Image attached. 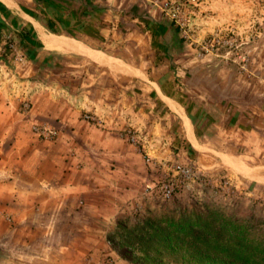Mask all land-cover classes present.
<instances>
[{"label":"rangeland","instance_id":"1","mask_svg":"<svg viewBox=\"0 0 264 264\" xmlns=\"http://www.w3.org/2000/svg\"><path fill=\"white\" fill-rule=\"evenodd\" d=\"M66 1L60 9L78 7L80 25L82 0ZM118 3L116 30L103 22L92 44L120 60L116 72L47 50L31 86L12 73L27 52L13 29L1 34V44L13 35L24 58L0 56V264H132L109 240L117 220L134 223L176 203L219 209L242 241L264 245V0ZM162 95L185 107L199 140L226 150L231 166L215 153L197 163L175 103ZM89 128L114 132L134 152L111 165L114 155L85 144ZM37 142L69 143L53 155L74 159L81 196L38 209L37 196L15 190ZM88 156L103 176L84 167Z\"/></svg>","mask_w":264,"mask_h":264},{"label":"crops","instance_id":"2","mask_svg":"<svg viewBox=\"0 0 264 264\" xmlns=\"http://www.w3.org/2000/svg\"><path fill=\"white\" fill-rule=\"evenodd\" d=\"M82 2L83 9H85L84 13H87L84 16H87V18H82L79 25L77 24L78 20H76L77 16L74 15L78 7L75 10L73 8L70 9L71 15L64 14L60 9L61 3H68L66 0H0V36L5 30L13 29L20 45L23 46L29 57V60L17 64V67L12 71V73L15 72L18 80L24 81L23 79L27 80L29 77L32 80L28 79L27 83L31 86H37V55L47 50L56 53L67 52L75 54L87 64H92L97 69L109 72H116L115 68L117 65L121 66L120 60L116 57L102 49L93 48L92 45L93 43L99 44V36L97 35H101L102 31H104L103 27L105 26L102 24L103 22L116 30L115 25H118L120 20H122L119 0H82ZM75 29L80 30L81 39L73 36V31H76ZM127 68L130 71L134 69L131 64ZM31 96L34 110L33 119L37 120L39 118L37 114L40 113L37 111V102H39L40 98L37 95V89L32 92ZM161 98L165 101H171L173 104L175 103L174 105L177 107L176 110L184 132L183 138L188 147L193 149L194 153L197 154V163L203 167V159L206 156L213 157L216 154V159L222 162L223 166H228L226 165V163L229 164L226 161L230 160L228 152L222 150V148L216 150L207 141L205 143L199 140L195 133V123L191 121L185 107L174 102L170 97L162 95ZM44 116L42 115V117ZM86 133L84 142L87 144V147L97 148L101 151L103 150V153L107 152L114 155V161L110 162L111 165H116L122 155L126 156V148L133 151L130 146L123 145L122 140L114 132L110 133L89 128V131ZM60 144L62 143L54 142L49 145L37 142L35 146H28L29 150H33V165L27 164L26 171L19 174L20 178L15 179V181L22 184L15 183L17 185V189L15 190H18V192L27 191L29 194L32 193L33 196H37L40 203L37 205L38 209L39 207L46 208V203L51 199L57 200L58 197L67 198L73 195L79 196V194L81 196L82 190L79 189L76 182L79 178H75L73 175H77L75 173L77 171L73 167L74 159L66 155L65 158H62L63 156L60 154L53 155L55 146L58 151L61 149L70 150L69 143L65 142V148ZM87 158L92 162L85 159L86 163L83 164L84 167L86 165L94 173L98 171V177L99 175L103 176L101 171L105 170V167H101L103 165L99 161L97 163L93 162L92 157L88 156ZM110 169L112 172H115V168L112 169L110 167ZM75 185L77 188H75ZM40 210L42 211V209ZM44 210L47 211V209Z\"/></svg>","mask_w":264,"mask_h":264},{"label":"trees","instance_id":"3","mask_svg":"<svg viewBox=\"0 0 264 264\" xmlns=\"http://www.w3.org/2000/svg\"><path fill=\"white\" fill-rule=\"evenodd\" d=\"M231 226L219 209L176 203L134 223L117 220L109 240L132 264H264V245L245 243Z\"/></svg>","mask_w":264,"mask_h":264},{"label":"built area","instance_id":"4","mask_svg":"<svg viewBox=\"0 0 264 264\" xmlns=\"http://www.w3.org/2000/svg\"><path fill=\"white\" fill-rule=\"evenodd\" d=\"M1 41V36H0ZM8 53L13 54L14 56H18L19 59H23L24 55L22 54L20 47L16 43L13 35L8 33L4 37V42L0 43V56H7Z\"/></svg>","mask_w":264,"mask_h":264}]
</instances>
